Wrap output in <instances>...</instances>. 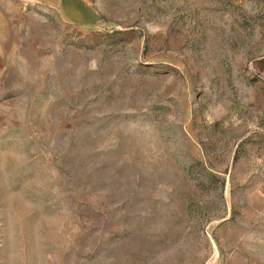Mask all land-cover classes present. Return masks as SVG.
I'll return each mask as SVG.
<instances>
[{
    "label": "rangeland",
    "instance_id": "rangeland-1",
    "mask_svg": "<svg viewBox=\"0 0 264 264\" xmlns=\"http://www.w3.org/2000/svg\"><path fill=\"white\" fill-rule=\"evenodd\" d=\"M0 264H264V0H0Z\"/></svg>",
    "mask_w": 264,
    "mask_h": 264
}]
</instances>
